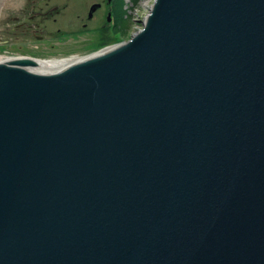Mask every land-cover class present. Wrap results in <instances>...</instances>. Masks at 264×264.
Segmentation results:
<instances>
[{
  "label": "water",
  "instance_id": "water-1",
  "mask_svg": "<svg viewBox=\"0 0 264 264\" xmlns=\"http://www.w3.org/2000/svg\"><path fill=\"white\" fill-rule=\"evenodd\" d=\"M5 58L0 264H264V0H154L49 74Z\"/></svg>",
  "mask_w": 264,
  "mask_h": 264
},
{
  "label": "flooded vegetation",
  "instance_id": "flooded-vegetation-1",
  "mask_svg": "<svg viewBox=\"0 0 264 264\" xmlns=\"http://www.w3.org/2000/svg\"><path fill=\"white\" fill-rule=\"evenodd\" d=\"M117 6L118 0H2L0 46L23 49L28 55L29 51L40 54L47 46L61 47L68 39L87 50L122 43L127 40L130 18L126 13L120 24ZM71 11L74 19L65 26L62 21ZM68 27L71 32L60 29Z\"/></svg>",
  "mask_w": 264,
  "mask_h": 264
},
{
  "label": "rangeland",
  "instance_id": "rangeland-1",
  "mask_svg": "<svg viewBox=\"0 0 264 264\" xmlns=\"http://www.w3.org/2000/svg\"><path fill=\"white\" fill-rule=\"evenodd\" d=\"M154 0H139V5L137 6L136 11L132 15V19H130V27L127 33V40L134 35L137 31H139L142 27V21L144 18L148 15L149 9L151 5L153 4ZM75 4V3H74ZM76 5V4H75ZM77 8V7H76ZM75 8V9H76ZM116 18L120 24L124 23V15H126V12L124 11V0H118V6L116 11ZM75 11H71L68 16L65 17V19L62 21L63 25L67 26L69 23H71V20L74 19ZM139 28V30H138ZM64 32H68L71 30L60 28ZM70 37H74L73 34H69ZM125 40V41H127ZM124 41V42H125ZM64 44L61 45V47H54L53 49H50V46H47L40 54L36 53V51L28 52V55H25L23 53L26 52V50L13 48L10 46H0V57H18V56H30L31 58L35 59H43V60H49V59H60V58H79L84 57L86 55H89L93 53L96 49L90 50L83 48L76 42L72 44V42L68 39L67 41L63 42ZM55 49V50H54Z\"/></svg>",
  "mask_w": 264,
  "mask_h": 264
},
{
  "label": "bare ground",
  "instance_id": "bare-ground-1",
  "mask_svg": "<svg viewBox=\"0 0 264 264\" xmlns=\"http://www.w3.org/2000/svg\"><path fill=\"white\" fill-rule=\"evenodd\" d=\"M7 58L0 57V62L8 61ZM78 58H66L61 61L49 60V61H36V64L31 71L37 74H49L60 70L63 66L76 62Z\"/></svg>",
  "mask_w": 264,
  "mask_h": 264
},
{
  "label": "built area",
  "instance_id": "built-area-1",
  "mask_svg": "<svg viewBox=\"0 0 264 264\" xmlns=\"http://www.w3.org/2000/svg\"><path fill=\"white\" fill-rule=\"evenodd\" d=\"M124 4H125V10L127 11V16L130 19H132L131 17L134 14V12L136 11L137 6L139 5V0H124ZM138 30H139V28H138Z\"/></svg>",
  "mask_w": 264,
  "mask_h": 264
},
{
  "label": "trees",
  "instance_id": "trees-1",
  "mask_svg": "<svg viewBox=\"0 0 264 264\" xmlns=\"http://www.w3.org/2000/svg\"><path fill=\"white\" fill-rule=\"evenodd\" d=\"M99 49V48H96V50Z\"/></svg>",
  "mask_w": 264,
  "mask_h": 264
}]
</instances>
